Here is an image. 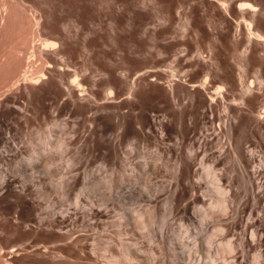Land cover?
<instances>
[{
    "label": "rangeland",
    "instance_id": "374dc122",
    "mask_svg": "<svg viewBox=\"0 0 264 264\" xmlns=\"http://www.w3.org/2000/svg\"><path fill=\"white\" fill-rule=\"evenodd\" d=\"M211 257L264 264V0H0V264Z\"/></svg>",
    "mask_w": 264,
    "mask_h": 264
},
{
    "label": "bare ground",
    "instance_id": "6f19581e",
    "mask_svg": "<svg viewBox=\"0 0 264 264\" xmlns=\"http://www.w3.org/2000/svg\"><path fill=\"white\" fill-rule=\"evenodd\" d=\"M52 44H54L53 42H51ZM32 56V55H31ZM213 206V208H219V209H223L225 207V204H224V199L221 198V199H218L214 202H212L211 204ZM208 240V239H207ZM209 241V240H208ZM188 246V245H187ZM210 262V263H209ZM208 264H224L222 261H218L217 259L215 258H210V260L207 262Z\"/></svg>",
    "mask_w": 264,
    "mask_h": 264
}]
</instances>
